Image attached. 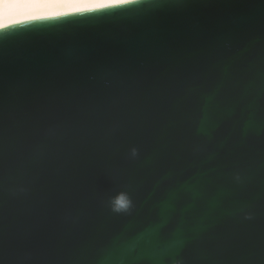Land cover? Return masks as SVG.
<instances>
[{
	"label": "water",
	"instance_id": "water-1",
	"mask_svg": "<svg viewBox=\"0 0 264 264\" xmlns=\"http://www.w3.org/2000/svg\"><path fill=\"white\" fill-rule=\"evenodd\" d=\"M0 264H264V0L0 29Z\"/></svg>",
	"mask_w": 264,
	"mask_h": 264
},
{
	"label": "bare ground",
	"instance_id": "bare-ground-1",
	"mask_svg": "<svg viewBox=\"0 0 264 264\" xmlns=\"http://www.w3.org/2000/svg\"><path fill=\"white\" fill-rule=\"evenodd\" d=\"M137 0H0V29L75 12L117 6Z\"/></svg>",
	"mask_w": 264,
	"mask_h": 264
},
{
	"label": "clouds",
	"instance_id": "clouds-1",
	"mask_svg": "<svg viewBox=\"0 0 264 264\" xmlns=\"http://www.w3.org/2000/svg\"><path fill=\"white\" fill-rule=\"evenodd\" d=\"M112 211L115 213H126L133 207L131 197L126 192H120L110 200Z\"/></svg>",
	"mask_w": 264,
	"mask_h": 264
}]
</instances>
